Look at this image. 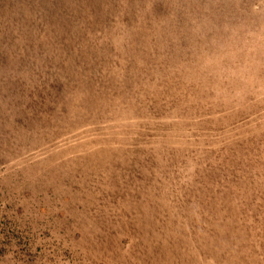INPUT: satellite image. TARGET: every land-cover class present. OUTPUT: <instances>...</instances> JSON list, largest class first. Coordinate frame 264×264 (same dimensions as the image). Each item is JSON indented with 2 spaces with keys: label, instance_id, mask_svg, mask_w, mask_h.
Listing matches in <instances>:
<instances>
[{
  "label": "rangeland",
  "instance_id": "1",
  "mask_svg": "<svg viewBox=\"0 0 264 264\" xmlns=\"http://www.w3.org/2000/svg\"><path fill=\"white\" fill-rule=\"evenodd\" d=\"M0 264H264V0H0Z\"/></svg>",
  "mask_w": 264,
  "mask_h": 264
}]
</instances>
